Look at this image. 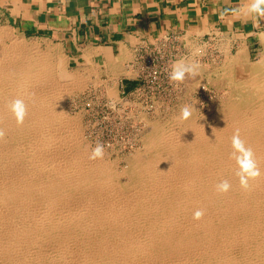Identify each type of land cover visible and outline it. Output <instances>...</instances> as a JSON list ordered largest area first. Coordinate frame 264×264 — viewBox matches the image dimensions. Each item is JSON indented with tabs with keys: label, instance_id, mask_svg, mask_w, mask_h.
<instances>
[{
	"label": "bare ground",
	"instance_id": "1",
	"mask_svg": "<svg viewBox=\"0 0 264 264\" xmlns=\"http://www.w3.org/2000/svg\"><path fill=\"white\" fill-rule=\"evenodd\" d=\"M248 54L233 53L216 69L211 82L225 91L215 107H189L185 120L182 106L168 121L152 120L138 137L142 149L117 171L104 157L90 159L79 115L64 111L65 94L85 86L87 67L66 73L60 59L50 66L47 50L0 26V264H264V47L254 61ZM201 61L186 81L204 91ZM103 88L118 112L150 113L134 95ZM17 99L26 105L22 123L10 107ZM236 129L260 171L247 188L230 155ZM223 181L225 192L216 187Z\"/></svg>",
	"mask_w": 264,
	"mask_h": 264
},
{
	"label": "crops",
	"instance_id": "2",
	"mask_svg": "<svg viewBox=\"0 0 264 264\" xmlns=\"http://www.w3.org/2000/svg\"><path fill=\"white\" fill-rule=\"evenodd\" d=\"M252 3L253 0H0V23L23 36L55 42L74 69L87 67L85 70L90 71L87 86L95 81L93 85L115 86L118 95H124L140 83L144 47L164 34L177 35L179 47L185 52L191 44H203L207 39L214 46L227 45L230 53L244 50L249 56L258 54L264 47V15L249 12Z\"/></svg>",
	"mask_w": 264,
	"mask_h": 264
},
{
	"label": "rangeland",
	"instance_id": "3",
	"mask_svg": "<svg viewBox=\"0 0 264 264\" xmlns=\"http://www.w3.org/2000/svg\"><path fill=\"white\" fill-rule=\"evenodd\" d=\"M0 26H5L7 27L8 29H10L11 33L14 35V36H17L18 38H20V35L18 32H16L12 27H10L9 25H6V24H3V23H0ZM21 39H23V41L25 40L27 43H35L36 45L38 44V48H41V51H44L46 53V50H47V54H48V60H49V63H50V66H54L55 64L58 63V60L61 61L62 63H60V65H62L63 69H64V72H70V71H73V66L70 65L67 61V57L62 53L60 47L55 43V42H51V41H47V39L45 40H42L41 38H37V37H29V36H23L21 35ZM35 40V41H34ZM207 39H204V43L203 44H198V43H195V44H191L189 46V49H188V52H185L183 51L182 49H179V51L176 53L175 55V58L173 57L172 58V63H174V60L177 58V56L179 55H182V54H190L192 56V51L194 52L195 49L197 48H200V49H204L203 50V54L199 57V56H195L192 58L195 59V60H202V64L205 65L206 70H204L201 74V77L200 78H197V80H199L200 82H204V83H207L209 85V87L207 86V89L204 90V91H201V88L199 86L196 87L195 84H191L189 85V79L186 81V78L189 77L187 76L185 78V80L183 82H180V85L179 83H174V82H166L164 85H161L160 89L158 90V93H157V96L156 98L158 99L159 103L157 102L156 104L157 107L154 108V109H149L147 112L149 114H151V116L148 114V115H143L141 117H135L133 115V113L131 115H128L127 112L124 114L123 112H119V113H115L116 115L115 116H112L111 113H109V117L108 118H104V115H105V111L103 108H101L99 102L101 101L102 103L104 104H108V106H112L111 104H109L107 101H105V94H104V88L103 86H87L86 84H84L85 86H80L73 90H71L70 92L66 93L65 96H64V101H63V106H64V111L66 110V114L70 117H77V114L79 115L78 118H80V127H81V130H82V136L84 135V138H85V143L86 141L88 142L87 143V146L88 148L90 147V150L92 151L96 146L97 144L94 142V138L92 139L90 136H88V132H89V128H88V121H91L93 122L92 124V129L93 130V135L96 137V140L99 139L100 141H102L101 138H108V130L111 129L113 130V132L115 131H122L121 130V126L119 125V123L121 121H123L122 117L125 118L127 116V119L126 121H124L125 123L126 122H130L132 121L133 123L136 124V122H139L140 124H143V125H140L141 127L140 128V132L136 133V137H137V140H136V143H133V148L132 146L131 147H122V146H115V147H104V159L115 164V167L117 169V171H121L122 169L126 168L127 165H128V156L132 153H134L137 149L141 148L142 145H141V142L138 140V137L140 135H144L147 131L150 130L151 128V124L150 122L152 120H158L160 122L163 123L162 119L164 120H167L169 119L170 117V113H175V112H178L182 106H189V107H193L194 109H196L197 112L199 113H204V110H207L210 108V106L212 105V107H215L219 102H220V94H222L225 90L224 87H216L212 82H216L214 79H216V75H217V72H216V69H220L219 67L221 65H223L224 63H226L227 61V58L228 57H232L233 53H229L228 51V46H224L222 43L220 45H217V46H214V43L212 42H207L206 41ZM206 41V42H205ZM41 42V43H40ZM46 43V44H45ZM42 45V46H41ZM201 45V46H200ZM203 45V46H202ZM205 45V46H204ZM50 46V47H49ZM53 46V47H52ZM47 47V48H46ZM207 47V48H206ZM220 47V48H218ZM225 47V48H224ZM49 48V49H48ZM218 48V49H217ZM43 49V50H42ZM46 49V50H45ZM217 49V50H216ZM40 50V49H39ZM52 50V52H51ZM61 51V52H60ZM182 51V52H181ZM50 52V53H49ZM54 52V53H53ZM60 52V53H59ZM184 52V53H183ZM220 52V53H219ZM229 53V54H227ZM51 54V55H50ZM55 54V55H53ZM185 55V56H186ZM189 55V56H190ZM206 55V56H205ZM57 56V57H56ZM188 56V57H189ZM256 55H251L249 57L246 58V62H249V61H254L256 59ZM55 57V58H54ZM64 57V58H63ZM180 57H184V55L180 56ZM187 57V58H188ZM215 57V58H214ZM253 57V58H252ZM63 58V59H62ZM197 58V59H196ZM214 58V59H213ZM56 60V62H55ZM248 60V61H247ZM63 61H64V64H63ZM207 61V62H205ZM218 63H216V62ZM219 61V62H218ZM53 62V63H52ZM210 62V64H209ZM55 63V64H54ZM206 63V64H205ZM59 64V63H58ZM212 64V65H211ZM214 64V65H213ZM173 65V64H172ZM219 65V66H218ZM65 66V67H64ZM67 66V67H66ZM210 66V67H208ZM217 67V68H216ZM67 71H66V70ZM72 69V70H71ZM208 70V71H207ZM208 72V73H207ZM215 72V73H214ZM203 77V79H202ZM214 80V81H213ZM212 81V82H211ZM188 82V83H187ZM191 82V80H190ZM209 82V83H208ZM211 84V85H210ZM176 85V86H175ZM179 85V86H178ZM193 85V86H192ZM181 86V87H180ZM184 86V87H183ZM195 86V87H194ZM179 87L181 88L180 90ZM91 88V89H90ZM99 88V89H98ZM184 88V89H183ZM218 89V92L216 89ZM221 91H220V90ZM80 90V91H78ZM101 90V91H100ZM183 90V91H182ZM194 90V91H193ZM88 91H97V99L100 97V101L98 102L97 100L94 102V105H93V110L90 111L88 110L86 107H85V99L87 98V92ZM103 91V92H102ZM177 91V93L175 92ZM76 92V93H75ZM133 92V91H131ZM188 94H187V93ZM71 93V94H70ZM101 93V94H100ZM183 93V94H182ZM200 93V94H199ZM70 95V96H68ZM129 96L130 95V98H133L134 96V93L130 94V93H127V94H124V95H121L123 97H126V96ZM177 95V96H176ZM218 95V97H217ZM103 97V98H102ZM217 97L218 98V101H217ZM68 98V100H67ZM177 98V99H176ZM185 98V100H184ZM206 98V99H205ZM67 101H66V100ZM138 99V98H137ZM182 99V100H181ZM201 99V100H199ZM139 100V99H138ZM177 100H178V103H177ZM184 100V101H183ZM188 100V101H187ZM199 102H198V101ZM196 103H195V102ZM100 102V103H101ZM66 103V104H65ZM178 105H177V104ZM190 103V104H189ZM155 104V106H156ZM160 104V105H159ZM176 104V105H175ZM197 104V106H196ZM203 104V105H202ZM99 105V106H98ZM195 105V107H194ZM202 105V106H201ZM98 106V107H97ZM169 106V107H168ZM174 106V107H173ZM85 109H83V108ZM197 107V108H196ZM199 107V108H198ZM114 111H117L115 109V107H112ZM165 108V109H164ZM167 108V109H166ZM168 108L170 110H168ZM135 109V108H134ZM152 110V111H150ZM84 111V112H83ZM170 111V112H169ZM77 112V113H75ZM118 112V111H117ZM154 112V113H153ZM85 113V114H84ZM123 113V114H122ZM168 113V114H167ZM172 113V114H173ZM72 114V115H71ZM75 114V115H74ZM126 115V116H125ZM133 115V116H132ZM161 117H160V116ZM163 115V116H162ZM169 115V116H168ZM84 116V118H83ZM149 116V117H148ZM167 118H166V117ZM142 118V119H141ZM143 120V121H142ZM145 121V122H144ZM165 121V122H167ZM83 124V125H82ZM85 126V127H84ZM106 127V128H105ZM83 128V129H82ZM146 128V129H145ZM126 130V129H124ZM143 130V131H142ZM85 133V134H84ZM134 132L133 131H129V132H124L122 135H120L118 138L119 140H121V138H127V136L129 135L131 138L133 137V134ZM90 134V133H89ZM90 140V141H89ZM140 142V143H139ZM137 146V147H136ZM92 148V149H91ZM135 148V150H134ZM142 149V148H141ZM134 150V151H133ZM140 150V149H139ZM131 152V153H130ZM124 154V155H123ZM102 157V158H103ZM116 157V158H115ZM122 157V158H121ZM112 160H114L112 162ZM126 161V162H125ZM125 162V163H124ZM124 163V164H122ZM118 168L120 170H118ZM126 177L124 178V174H122L120 176V180L123 181L125 180Z\"/></svg>",
	"mask_w": 264,
	"mask_h": 264
},
{
	"label": "built area",
	"instance_id": "4",
	"mask_svg": "<svg viewBox=\"0 0 264 264\" xmlns=\"http://www.w3.org/2000/svg\"><path fill=\"white\" fill-rule=\"evenodd\" d=\"M156 40L157 41L155 43L146 45L144 47V53L140 55V59L142 60L139 73L140 83L133 89L134 96L141 101V103L146 107L147 110L153 107V100H155L161 85H164L166 82H170L168 75L172 67V58L175 57L176 53L180 49V43L177 35L175 34H164ZM86 94L87 98L84 102L85 107L88 110L92 111L94 108V102L96 100L99 102L101 99L100 97L97 99V91H88ZM100 102L99 104L101 108H103L105 111L104 118H108L110 115L109 113H111L112 116H115V113H119L117 111H114L112 107ZM121 112L125 114L128 111L127 109H125ZM122 119L123 121L119 123L122 131L113 132V130L109 129V137L101 138L102 141H100L99 139L96 140V137L93 135L94 129L91 127L93 122L88 121V136H90L92 139L94 138V142L96 144H102L104 147H131L135 140L137 127H135V124L132 121L127 123L124 122L126 121L127 116ZM129 131L134 132L132 134V138L128 135L126 139L121 138V140H119L118 137L120 135H122L124 132Z\"/></svg>",
	"mask_w": 264,
	"mask_h": 264
},
{
	"label": "clouds",
	"instance_id": "5",
	"mask_svg": "<svg viewBox=\"0 0 264 264\" xmlns=\"http://www.w3.org/2000/svg\"><path fill=\"white\" fill-rule=\"evenodd\" d=\"M264 0H253L250 5L249 12L264 15ZM203 54V50L200 48L195 49L192 56H199ZM200 64L195 59L180 58L176 60L169 72L168 78L171 82L180 83L185 80L187 76L195 77L199 74ZM35 101L33 100V103ZM11 111L14 113L17 122L22 123L26 115V105L23 100L17 99L10 105ZM191 110L189 106H184L181 109V119H188L191 116ZM4 136V130L0 129V138ZM232 153L231 158L235 159L239 166V171L236 173L240 177V183L242 187H248V179L255 178L260 175L259 168L257 166L254 152L251 146H246L245 141L240 138L239 129H236L232 136ZM104 155V146L97 144L93 149L90 159L102 158ZM217 190L225 192L230 188L227 181H223L217 186ZM202 210H197L194 213V219H200L203 216Z\"/></svg>",
	"mask_w": 264,
	"mask_h": 264
}]
</instances>
